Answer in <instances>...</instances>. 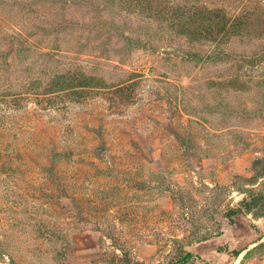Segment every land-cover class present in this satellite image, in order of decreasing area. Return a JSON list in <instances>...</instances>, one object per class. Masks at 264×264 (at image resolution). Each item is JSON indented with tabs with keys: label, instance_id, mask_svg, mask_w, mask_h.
Listing matches in <instances>:
<instances>
[{
	"label": "rangeland",
	"instance_id": "374dc122",
	"mask_svg": "<svg viewBox=\"0 0 264 264\" xmlns=\"http://www.w3.org/2000/svg\"><path fill=\"white\" fill-rule=\"evenodd\" d=\"M129 6L0 0V264H264L228 217L264 191V17L215 45Z\"/></svg>",
	"mask_w": 264,
	"mask_h": 264
},
{
	"label": "trees",
	"instance_id": "16d2710c",
	"mask_svg": "<svg viewBox=\"0 0 264 264\" xmlns=\"http://www.w3.org/2000/svg\"><path fill=\"white\" fill-rule=\"evenodd\" d=\"M128 1L130 3L127 8L130 9L129 12L135 13L136 10H140V12L147 15V18L156 19L158 23L165 24V28L169 31L177 32L186 38L207 40L215 45L225 41L226 38L242 36L245 33L244 31L247 30L244 26L246 21L264 17V13L259 10L231 15L224 5L213 2L197 4L183 1L175 4L172 0ZM61 83L60 79L52 83L53 88L46 93L48 94L45 98L47 102L60 98L57 102H53V105H55L61 103L63 97L69 96L60 95L68 90ZM84 87L88 89L89 86L82 85L79 90L84 91ZM82 93L78 92V97H81ZM243 213L264 215V191L261 193H248L247 198L241 202L240 208L231 210L228 217L232 221L237 215Z\"/></svg>",
	"mask_w": 264,
	"mask_h": 264
}]
</instances>
